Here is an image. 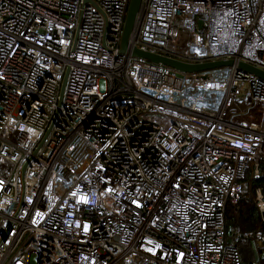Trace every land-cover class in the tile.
<instances>
[{"label":"built area","instance_id":"obj_1","mask_svg":"<svg viewBox=\"0 0 264 264\" xmlns=\"http://www.w3.org/2000/svg\"><path fill=\"white\" fill-rule=\"evenodd\" d=\"M128 3L0 0V264H257L264 192L253 234L225 213L261 175L264 80L122 54ZM131 42L264 71V0H143Z\"/></svg>","mask_w":264,"mask_h":264},{"label":"water","instance_id":"obj_2","mask_svg":"<svg viewBox=\"0 0 264 264\" xmlns=\"http://www.w3.org/2000/svg\"><path fill=\"white\" fill-rule=\"evenodd\" d=\"M142 3L143 0H129L120 38V52L122 54H128L132 58L145 60L152 64L171 68L185 74H199L202 72L222 68H237L238 70L251 73L264 80V71L242 62H235L233 60H217L201 63H186L157 53H150L139 49L132 44L131 37L137 25V20L142 8ZM66 79L67 76L64 77L61 85V95L63 94L65 89Z\"/></svg>","mask_w":264,"mask_h":264},{"label":"trees","instance_id":"obj_3","mask_svg":"<svg viewBox=\"0 0 264 264\" xmlns=\"http://www.w3.org/2000/svg\"><path fill=\"white\" fill-rule=\"evenodd\" d=\"M260 169L259 177H255L251 172L247 174L241 181L240 200L235 206L226 208L225 227L230 235L235 231L251 235L261 228L259 212L255 205V190L260 188L264 192V164ZM237 248L244 262L264 264V255L254 239H241Z\"/></svg>","mask_w":264,"mask_h":264},{"label":"rangeland","instance_id":"obj_4","mask_svg":"<svg viewBox=\"0 0 264 264\" xmlns=\"http://www.w3.org/2000/svg\"><path fill=\"white\" fill-rule=\"evenodd\" d=\"M235 121H237V120H235ZM32 261L34 262V261H35V259H33Z\"/></svg>","mask_w":264,"mask_h":264}]
</instances>
